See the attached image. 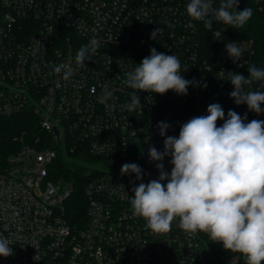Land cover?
I'll list each match as a JSON object with an SVG mask.
<instances>
[{
	"label": "built area",
	"instance_id": "built-area-1",
	"mask_svg": "<svg viewBox=\"0 0 264 264\" xmlns=\"http://www.w3.org/2000/svg\"><path fill=\"white\" fill-rule=\"evenodd\" d=\"M189 2L0 0V128L8 117L27 113L40 130L0 138V236L10 241L13 253L0 256V264H215L213 249L222 243L206 233L184 232L179 218L170 232L154 233L144 218L133 216L130 204L133 187L159 179L149 148L163 152L166 136L178 138L181 126L206 116L210 104H220L225 118L234 110L242 118L247 115L246 123L264 121V112L249 111L230 98L233 86L227 76L247 77L251 65L264 68V43L239 38L218 21L205 28L187 15ZM251 2L264 9V0ZM219 3L213 0L214 7ZM157 27L163 31L152 39ZM92 37L100 47L80 69L76 53ZM229 42L242 48L240 60L228 56ZM152 48L176 55L180 74L193 83L187 95L141 91L142 110L128 112L124 105L135 90L123 81ZM56 65L77 71L64 81L62 73H54ZM262 83L254 82L252 90L264 91ZM105 85L113 96L100 104ZM159 122L170 125L163 137ZM223 123L218 120L217 126ZM59 155L68 161L93 158L101 167L86 171V216L78 226L65 214L72 182L50 176ZM170 161V155L161 161L169 174ZM125 163L140 166L142 180L122 175ZM98 248L103 256L96 255Z\"/></svg>",
	"mask_w": 264,
	"mask_h": 264
},
{
	"label": "clouds",
	"instance_id": "clouds-1",
	"mask_svg": "<svg viewBox=\"0 0 264 264\" xmlns=\"http://www.w3.org/2000/svg\"><path fill=\"white\" fill-rule=\"evenodd\" d=\"M239 0H220L213 6V0H190L186 13L193 21H202L211 29L218 21L235 29H242L253 15L252 9L237 11ZM169 28L174 25L163 21ZM194 26V25H192ZM156 28L151 33L155 39L162 33ZM100 42L92 37L76 53L75 64L85 68V61L97 52ZM226 51L233 62L244 55L236 42L226 44ZM243 67V65H240ZM181 63L176 55H165L150 49V55L143 58L133 70L126 73L123 81L132 93L130 103L124 107L128 112L142 110L139 92L165 94L169 90L179 95H187L193 83L180 74ZM55 74L62 73L68 81L77 71L65 65H56ZM248 76L227 73L233 86L230 98L237 105L246 104L249 111L264 112V91L252 90L254 82H264V68L248 67ZM206 87V85H205ZM264 87V83L261 84ZM105 90L97 98L106 104L113 93ZM206 116H196L184 123L179 136H166L164 151L155 147L148 151L149 159L156 163L159 179L139 183L132 188L130 197L133 216L142 217L146 228L154 233H168L172 222L179 218V228L189 234L206 233L214 242L222 243L226 250L239 252L247 258V264L264 262V121L245 122L234 110L225 112L218 103L210 104ZM223 120L221 126L217 121ZM160 135H166L169 124L159 122ZM171 156L173 165L170 174L164 170L161 161ZM121 174H135L142 180L143 170L135 163H125ZM167 180L166 184L161 181ZM10 241L0 236V256L12 255ZM96 255L103 256L98 248Z\"/></svg>",
	"mask_w": 264,
	"mask_h": 264
},
{
	"label": "trees",
	"instance_id": "trees-1",
	"mask_svg": "<svg viewBox=\"0 0 264 264\" xmlns=\"http://www.w3.org/2000/svg\"><path fill=\"white\" fill-rule=\"evenodd\" d=\"M248 2L249 7L253 11L251 19L242 29L233 28V30L239 38L254 37L257 42L261 41L264 43V9H258V6L253 4L251 0H248ZM262 52H264V44H262ZM22 131L28 136L40 134L35 118L32 115L22 113L8 117L0 128V138L5 141ZM79 157L78 160L80 159L81 162H87L76 164L59 155L50 169L52 179L72 182V192L65 201V214L70 224L77 226L83 224L85 220L86 196L84 185L86 179L90 176L86 171L88 170L87 165H92L94 162L93 158ZM213 255L215 264H235L236 261H240L241 264H247V258L243 254L226 250L222 246L214 247Z\"/></svg>",
	"mask_w": 264,
	"mask_h": 264
},
{
	"label": "water",
	"instance_id": "water-1",
	"mask_svg": "<svg viewBox=\"0 0 264 264\" xmlns=\"http://www.w3.org/2000/svg\"><path fill=\"white\" fill-rule=\"evenodd\" d=\"M248 1L247 0H239L238 7L236 8L237 11L244 10L248 8ZM56 135H58V131L55 130ZM235 264H241L240 261H236Z\"/></svg>",
	"mask_w": 264,
	"mask_h": 264
},
{
	"label": "rangeland",
	"instance_id": "rangeland-1",
	"mask_svg": "<svg viewBox=\"0 0 264 264\" xmlns=\"http://www.w3.org/2000/svg\"><path fill=\"white\" fill-rule=\"evenodd\" d=\"M72 159V158H70ZM72 162L76 163V164H83V162H81L80 160H77V159H72ZM87 168L88 170H91V169H100L101 167L98 166V165H87ZM229 260H233V259H229Z\"/></svg>",
	"mask_w": 264,
	"mask_h": 264
}]
</instances>
